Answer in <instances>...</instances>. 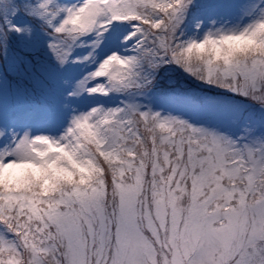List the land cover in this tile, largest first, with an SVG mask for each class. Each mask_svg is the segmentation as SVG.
<instances>
[{
    "label": "snow or ice",
    "instance_id": "snow-or-ice-1",
    "mask_svg": "<svg viewBox=\"0 0 264 264\" xmlns=\"http://www.w3.org/2000/svg\"><path fill=\"white\" fill-rule=\"evenodd\" d=\"M0 264H264V0H0Z\"/></svg>",
    "mask_w": 264,
    "mask_h": 264
}]
</instances>
